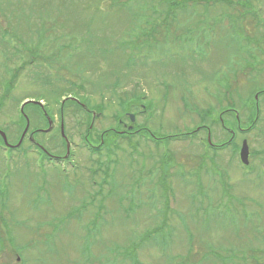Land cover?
Returning a JSON list of instances; mask_svg holds the SVG:
<instances>
[{
	"label": "rangeland",
	"instance_id": "1",
	"mask_svg": "<svg viewBox=\"0 0 264 264\" xmlns=\"http://www.w3.org/2000/svg\"><path fill=\"white\" fill-rule=\"evenodd\" d=\"M215 1L0 0V50L7 31H20L27 48L36 45L37 32L47 41L36 62L34 50L23 47L25 67L15 80L7 70L22 65L0 61V131L15 146L25 127L22 102L41 100L54 126L35 140L66 160L41 161L27 139L42 121L26 106L30 122L20 147L0 142V264H244L264 250V0L252 3L256 17L244 16L235 1L230 7V0ZM60 44L71 48L57 61ZM49 65H65V79L41 69ZM37 67L52 83L46 90ZM67 96L95 113L92 120L73 108L62 111L68 156L56 104ZM226 106L230 116L223 118L239 117L237 147L246 139L251 161L245 167L223 150L215 180L204 173H212L209 164L197 169L189 159L203 153L199 146L193 152L198 138L172 142L162 167L151 142L135 135L118 140L114 156H99L102 131L117 119L128 123L125 113L135 107L153 116L149 128L157 135L178 119L192 130L195 111L218 119ZM214 128L215 142H226L219 119ZM89 134L94 153L86 149ZM109 161L111 190L99 166ZM181 162L185 175L177 171L167 182L162 169L170 176Z\"/></svg>",
	"mask_w": 264,
	"mask_h": 264
},
{
	"label": "flooded vegetation",
	"instance_id": "2",
	"mask_svg": "<svg viewBox=\"0 0 264 264\" xmlns=\"http://www.w3.org/2000/svg\"><path fill=\"white\" fill-rule=\"evenodd\" d=\"M173 16H176V15H173ZM145 33H140V34H145ZM3 37H4V40L7 42H5L6 45L2 47V50H0V61H1V63L7 64V65H9V63H10V65L15 64V63H11L14 61L19 62L17 64L22 65V66H17V67L11 68V69H13V72L11 73L12 76L15 75V72H14L15 70L18 71V75H19V73H21L22 70L24 69L25 62H26L24 60V56L22 54V53H24V52H22V49L25 45V42L23 41L25 39H24V37L20 31H11L10 33L8 31L4 32ZM11 37H12V39L18 41L20 47H17V45H14L12 40H10V39L7 40V38H11ZM46 42L47 41L44 39V36L41 35L39 32H37L36 45L31 46V48H27L28 46H26V47H24V51L25 50H27V51L34 50L39 54V58L41 59L42 58L41 54L46 52L43 50ZM51 43H54V41L51 40L50 45H51ZM48 52H49V56L47 58L49 59L50 63H52V61H53L52 52H51V50H49ZM30 63H32V62H30ZM46 68H48V66H42L41 67L42 70L44 69V71L45 70L49 71L50 73H52V75H54V72H52V69H49V68L46 69ZM34 72H37L38 74H40V76L45 80V82H47L46 83L47 85H50V86L52 85L51 82L46 80L47 75L42 76L43 72L40 70L39 67H37L36 71H34ZM18 75L16 77H18ZM11 80H13V77H11ZM74 99L75 98L72 96H67L63 102H64V104L68 100L75 102V101H73ZM76 103L77 104H75V106L71 107V108L76 109V110L81 111V112L83 111L85 114H88L90 112L86 107H84V105L80 104L78 101ZM34 107H35L34 108L35 112L33 114L36 115V118H38V120L41 119V121H42L41 127H39V129L33 130V132H32V136L35 139L36 138L38 139L39 137H42L43 135H45V133L52 131V128L54 126V121H52V118H49V116L47 117L44 114V112L46 110L45 106H43L45 110L43 109V107H40V106H34ZM225 109L226 110L221 111L220 117L218 115V118H219V121L221 123V128H222L221 131L225 132V134L228 135V140L226 142H222L220 144L215 142V140H217L219 137L215 138V136H214V133L217 131L216 128H214V126L215 125L217 126V123H218L217 115L216 114H210L208 116V118L206 116L203 120V116L201 115V112L198 113L197 111L194 112V114L196 115V118H191V116H189V118H188L189 121H191V122H194V120H198L196 124L192 125V126H194L192 130L187 128L190 125L189 126L184 125L183 121L186 119H178V120L172 122L173 126L170 129H167L166 132H161V133L156 135L152 131V129L149 128V124H150L151 118L153 116L145 113L146 112L145 110H142V111L139 110L138 107L137 108L135 107L134 114L125 113L126 117L128 119V123H125L123 121V119H117L115 128L111 129V130L113 131L112 133H117V134H120L122 136L126 135L127 138L131 135H135L136 137L140 136L146 140L148 145H149L148 141H150L152 144L151 147H154L155 151L159 155H161V162L158 159V164L160 167L163 166V163L166 161L167 157L171 153L170 145L172 142H181L182 143V142L187 141V139H192V138L197 139L198 138L197 148H194L193 152H196L199 149V147H201V149H203L202 155L198 154V155L189 156V154H183L181 159L184 161L187 158V156H189V159H191V161L196 162L195 168H197V169L200 168L202 170L204 168H207L208 164H209L210 169H211L213 174L208 173V170H206L204 173L206 175H209L211 179H212L211 175H213V179L215 180V179H217V175H218L217 163H218L219 151L221 152L223 150H230L231 155L236 156L240 160V149L242 147L243 142L246 140V139L242 138L243 140L241 141L239 148L237 147V144H239L238 141L243 135V132H242L243 129H241L242 127L240 125L233 127L232 124H230L232 122L228 118H226V119L223 118V115H226L227 117L230 116L227 113L228 106H226ZM62 111H64L63 107H60V111H59V116H60V120H61L60 123L63 122ZM224 111H226V112L223 114ZM142 114H143V117H142V119H140V115H142ZM163 114H164V117L167 118L165 111H163ZM41 115H43V118ZM48 118H49V120H48ZM49 121H50V124L48 123ZM237 123H239L238 120H237ZM92 128L93 127L90 126V131H92ZM248 128H246V131L248 130ZM109 134H111V133H109V131H107V130L102 131V134L99 136V138L103 142V140L108 139L107 135H109ZM89 136H90V134L88 135V137L85 136L84 141H86V144L89 147H94V145H93L94 139H92L93 142L90 141ZM27 140H29V137ZM37 141L34 142L35 149L39 152L40 156H42L43 154L46 156V159L42 158L41 161H48L50 163V165H53L52 164L53 162L66 161L65 159H62V158L58 157L57 155H53L50 152L46 151L43 147V144H41L40 141H38V142ZM221 149H223V150H221ZM248 152H249L248 153V164H246V166H249V163L251 161V152H250L249 146H248ZM172 157L175 161L174 155H172ZM190 165L194 166V164H191V162H190ZM150 167H153L156 170V168L153 165ZM179 167L180 168L174 172H171V170L168 171L170 176L162 169L161 173L166 176L167 182H169L171 177L177 171H181L182 174L185 175V170H184L185 164L183 162H181V163H179ZM193 176H191V177H193ZM197 179L199 180L198 183H200L199 186H201L202 185L201 179H203V177L201 179L200 178H197ZM1 189H2V187H1ZM167 191H169V189H167ZM164 192H166V188L163 190V193Z\"/></svg>",
	"mask_w": 264,
	"mask_h": 264
},
{
	"label": "trees",
	"instance_id": "3",
	"mask_svg": "<svg viewBox=\"0 0 264 264\" xmlns=\"http://www.w3.org/2000/svg\"><path fill=\"white\" fill-rule=\"evenodd\" d=\"M227 0H216L215 1V4H217V3H219V4H223V5H225V2H226ZM232 1H235L237 4H239L242 8H244L245 10H244V12H243V15L244 16H254V17H256V15L257 14H255L256 12L254 11V7H253V1H255V0H230L229 1V7L230 6H233V5H235V2H232ZM231 2H232V5H230L231 4ZM258 16V15H257ZM253 25H255V24H252V26ZM255 26H257V25H255ZM59 38H61V37H58V38H54V41H56V40H58ZM69 44V43H68ZM68 44H60V45H57L58 46V53H57V55H58V60L57 61H59V60H61L60 59V57L61 56H63L64 57V55H65V53H66V49L65 48H71V46H69ZM33 55H34V58L33 59H31L33 62H36L37 60H40V58H39V54L36 52V51H33ZM83 57V56H82ZM5 58V57H4ZM84 58V57H83ZM7 59V58H6ZM47 61H49V59L46 57L45 58ZM28 63H30V62H28ZM64 64H66V63H64ZM54 65V64H53ZM53 65H49L48 66V68L49 69H52L53 68ZM56 65H57V63H56ZM79 67H81V68H84L85 67V64H82V66H81V63L79 64ZM48 68H46V69H48ZM65 68V65H62V66H59V67H56L55 68V70H54V68H53V72H54V75H57L58 76V78L57 79H59V81H61V79L63 80V79H65V72L63 71V69ZM58 70V71H57ZM62 71H63V73H62ZM11 72H13V69H11V68H9L8 70H7V73H11ZM15 72V75L14 76H12L13 77V80H15V77L18 75V71L17 70H15L14 71ZM63 75H62V74ZM80 73H82V70H81V72ZM61 74V75H60ZM60 75V76H59ZM85 81H89L88 79H86ZM46 83V82H45ZM45 83H42L41 84V86L43 87L44 86V84ZM86 83V82H85ZM88 83V82H87ZM90 83H92V82H90ZM99 83V82H98ZM100 84L102 85V88H103V83L100 81ZM57 85L58 86H56L55 87V89H56V91L57 92H59V94L61 95V96H63L61 93L63 92V88H64V86L63 85H61V84H59V83H57ZM74 86V85H73ZM94 86H96V85H94ZM102 88H98V90H101ZM97 89V88H96ZM54 92H55V90H54ZM262 93H264V91H262ZM59 94H55V97L56 96H58ZM261 94V93H260ZM59 97V96H58ZM58 97H57V101H56V104L57 105H60V102H59V100L61 99V98H59L58 99ZM75 102H72V101H70V100H68L65 104H64V106H63V108L64 109H66V108H71V107H74L75 106ZM108 137V139L106 140H104V142H103V144H102V147H104V148H106V152H105V155L108 157V158H110L112 155H113V153H114V150H116L117 149V147H118V143H117V139L119 138H123V136H121V135H115L114 133L113 134H111L110 136H107ZM0 142H1V140H0ZM221 150H223V149H221ZM92 152L91 153H94V151L93 150H91ZM222 152V151H221ZM220 151H219V157H221L222 156V153H221ZM114 156V155H113ZM109 164H110V161L109 162H107V163H99V166H100V169H102L101 171L102 172H104V174H105V178H104V180H102V182H103V186H108V188H109V190H111L112 189V186L115 184V179H114V181H111V180H113V177H112V173H111V170L112 169H110V167H109ZM115 172H117V170L116 169H113ZM116 176V174L114 175V177ZM166 213L167 212H165V215H166ZM262 257H264V254L261 256V257H257V258H255V259H250V260H246V259H244L243 258V262H246V261H248V262H246V263H244V264H261V262H260V260H262L261 258ZM264 261V260H263ZM223 264V263H222Z\"/></svg>",
	"mask_w": 264,
	"mask_h": 264
},
{
	"label": "water",
	"instance_id": "4",
	"mask_svg": "<svg viewBox=\"0 0 264 264\" xmlns=\"http://www.w3.org/2000/svg\"><path fill=\"white\" fill-rule=\"evenodd\" d=\"M26 103H33V104L40 105L39 102L27 101V102H25V103L20 107V111H21V112H23V108H24V105H25ZM26 121H27V125H26V128H25L24 133L26 132V130H27V128H28V120L26 119ZM61 128H62V127H61ZM24 133H23V134H24ZM62 134H63V131H62ZM0 135H1V137H2V139H3V142L5 143V145L8 146L7 141H6V137H5L4 133H2V132L0 131ZM65 141H66V143H67V153H68V142H67L66 139H65ZM17 146H18V145H17ZM247 155H248V152H247V145H246V142H244V143H243V146H242V148H241L240 156H241V160H242V162L245 163V164L247 163Z\"/></svg>",
	"mask_w": 264,
	"mask_h": 264
}]
</instances>
